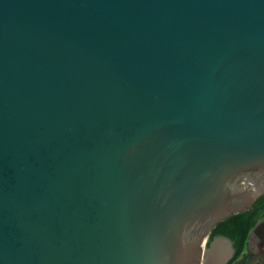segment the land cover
Instances as JSON below:
<instances>
[{"label": "water", "instance_id": "water-1", "mask_svg": "<svg viewBox=\"0 0 264 264\" xmlns=\"http://www.w3.org/2000/svg\"><path fill=\"white\" fill-rule=\"evenodd\" d=\"M262 195L264 0H0V264H228Z\"/></svg>", "mask_w": 264, "mask_h": 264}, {"label": "trees", "instance_id": "trees-1", "mask_svg": "<svg viewBox=\"0 0 264 264\" xmlns=\"http://www.w3.org/2000/svg\"><path fill=\"white\" fill-rule=\"evenodd\" d=\"M261 216H264V195L249 210L233 214L219 222L213 228L207 244L217 234L228 236L237 250L235 257L240 256L245 251L251 229Z\"/></svg>", "mask_w": 264, "mask_h": 264}, {"label": "flooded vegetation", "instance_id": "flooded-vegetation-1", "mask_svg": "<svg viewBox=\"0 0 264 264\" xmlns=\"http://www.w3.org/2000/svg\"><path fill=\"white\" fill-rule=\"evenodd\" d=\"M256 226L259 239H254L253 242L250 243L248 235V243L244 253L235 257L237 252L235 248V254L228 264H264V216L258 219L252 229H255Z\"/></svg>", "mask_w": 264, "mask_h": 264}]
</instances>
